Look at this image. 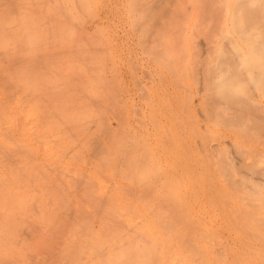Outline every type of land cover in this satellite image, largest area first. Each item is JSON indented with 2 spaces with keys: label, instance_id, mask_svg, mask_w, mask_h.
Segmentation results:
<instances>
[{
  "label": "rangeland",
  "instance_id": "obj_1",
  "mask_svg": "<svg viewBox=\"0 0 264 264\" xmlns=\"http://www.w3.org/2000/svg\"><path fill=\"white\" fill-rule=\"evenodd\" d=\"M15 1L20 4L19 10L9 12L7 18L20 22L26 11L22 4L29 5L33 10V16L31 13L29 18L39 26L31 33V38L35 36L42 41L31 43L28 38H22L18 22H0V36L14 34L19 39H16L17 43L24 41L28 44L13 45V38L2 39L0 43L6 42L10 46L6 49L16 52L15 59L27 58L30 62L23 69L17 65L12 70L0 62V82L3 83L0 87V264H157L156 260L160 264H264V239H261L264 236V206L242 203L239 193L230 189L231 183L222 174L219 163H215L217 160L210 159L213 164L211 177L214 176L216 186L221 187H217L213 194L206 191L205 199L199 185L207 184L208 175L197 154L200 166L196 177L183 173L180 178L188 182L171 180L163 184L160 174L167 169V162L156 161L150 155L142 135L128 128L127 122L123 121L125 118L120 124L113 119L115 114L123 115L128 111L130 123L136 125L137 120H142L137 114L146 109L147 88L153 84L155 94L160 97L170 100L172 95L180 100L172 102L178 112L184 110L185 104L194 109L197 104L194 99L210 100L205 93L199 94L198 82L204 75L199 74L196 67V62L203 57V50H197V44L205 37L200 35L188 43L178 33L186 29L185 24L166 20L170 29L164 36L169 42L167 47L155 49L159 43L163 44L161 36H155L153 43L147 46L149 25L134 36L126 34L123 29L136 30L139 20L145 16L141 10L135 17L127 15L130 5H125L131 2L127 3V0H77L75 16L68 14L71 16L69 22L57 23L51 31L48 24L51 17H58L56 3L60 0ZM175 1L181 2L182 17L188 13L189 5L196 4L195 0ZM67 2L71 4V0ZM106 6H111L110 19H115V24L107 22L106 28L96 31L94 27L101 22L99 15ZM6 26L13 28V32L5 30ZM202 28L201 23L191 25L195 33ZM61 31L64 38H60L64 42L43 46V40L46 44L51 34L58 35ZM79 36H88V40L81 39L82 42ZM69 43L75 45L74 49ZM77 49L79 52L75 54ZM70 50L75 51L74 54ZM151 50L156 56L149 53ZM158 52L165 57L164 60H159ZM83 53L85 55L80 57L93 60L94 65L93 61L89 64L77 57ZM50 55L55 56L53 61L48 60ZM116 55H120L121 62L115 63ZM133 58L138 60L139 67L133 64ZM79 60L83 64H79ZM55 66L62 69L61 76L60 72L56 74ZM200 67L206 68V64ZM113 68L127 70L126 82L120 84L117 79L109 80L110 84L106 82L104 76L113 78ZM49 69H54L53 75L47 72ZM73 71L85 78L90 72L91 80L88 81L89 77L88 82L81 80L87 82L86 85L80 81L84 86L80 89L86 90L88 99L112 97L120 102L127 97L132 103L126 109L106 105L98 109L86 101V108L80 111L86 114L85 125L75 127L72 122L77 115L70 113L69 106L75 104L78 107L74 110L82 109L78 100L83 97L77 88L80 83L72 80ZM91 73L97 78L92 80ZM28 75L37 79H29ZM50 75L53 78L49 81ZM100 75L105 86L101 85ZM13 83L15 87H12ZM48 84L53 86L54 93L45 90ZM125 88L128 94L124 92ZM168 89L174 92L169 94ZM208 89L209 83H204L203 91ZM107 121H112L115 128L111 129L113 141L107 135ZM4 123L8 124V129ZM93 125H97L94 133L82 136V131L88 132L89 126ZM8 132H13L17 139L4 137ZM105 137L109 138L106 144L112 150L93 146L99 138ZM177 140V147L184 157L180 147L182 135H178ZM199 140L209 141L212 148L221 144L214 136L207 139L201 135ZM222 145L225 150H216L213 156L235 153L227 143ZM12 161L15 163L10 165ZM260 165L264 167V161ZM239 178L241 176L236 172L234 180ZM178 190L181 194H177ZM251 202L260 203L258 200ZM210 220L211 223H207ZM218 227L223 228V242L205 236L206 230L213 228L210 230L217 232ZM170 229L179 232L178 239L161 242L173 238ZM145 231L154 233L152 242L136 236V232ZM185 237L196 242H185ZM128 253H134V256Z\"/></svg>",
  "mask_w": 264,
  "mask_h": 264
},
{
  "label": "bare ground",
  "instance_id": "obj_2",
  "mask_svg": "<svg viewBox=\"0 0 264 264\" xmlns=\"http://www.w3.org/2000/svg\"><path fill=\"white\" fill-rule=\"evenodd\" d=\"M195 1V6L189 5L187 9L188 13L185 14V17H182V14L180 12L181 2H176L175 0L171 2L165 0H136L132 5H130V8L127 10L126 14L135 17V15L140 10L145 14L144 18L142 20H139L140 22H138L137 28L139 32H142L148 25L150 26V34L146 37L147 40L145 42L147 46L153 43L155 36H161L160 39H162L163 44L159 43L160 45H158L155 49H158L160 47L166 48L169 44L168 40L164 37L166 34L165 32L170 31L168 25H166L165 23L166 20L174 21L176 24H185L186 29H181L178 31L179 35H181V37L185 39V34L189 30L186 21H191V19L194 20L196 17L195 23H201V27H203L201 30H199V34L207 38L197 44V50H203V57L200 58L198 62H196V67L198 68V73L204 75L202 76L201 81L198 82V91L200 96L204 95L205 93L207 96H210L211 99L206 101L202 97L199 99H194L195 102L197 101L196 107L194 109H192L189 104H185L184 110L182 112H178L175 109V106L172 105V102L174 101V99L176 101L180 100L173 97L172 95V99L170 100L160 97L157 92V94H155V85L153 84V86L147 88L148 104L146 106V109L140 110L139 114H137L138 116H141L143 118L142 120H137V123L135 122L136 125L134 123H130V114L128 113V111H125V114L123 115L120 113L115 114L113 117V119H115L114 122L118 120L117 123L119 122L120 124L122 122L121 119L123 120V118H125V120L123 121L127 122L126 125L128 126V128L134 131L135 134L140 133L142 135L144 144L150 152V155L154 156L156 161L167 162V169H164L163 173L160 174L161 183L168 184V182H171V180H174L175 182H188L180 178L183 173L185 175L189 174L190 177H196L194 175L196 172H198L200 166L199 161L196 160L197 154L198 156H200L201 161L206 166L205 173L207 172L208 175V178L205 179V182L207 184L204 185L200 183L199 185V191L201 193H204V199L207 197L206 191H209L211 194H213L217 190V187H221L216 186L215 182L217 180L213 178L214 176L211 177L213 166V164L210 163L211 159V161L213 162H215V160L218 161L215 163H219L218 165L221 166L222 174L226 176L227 180L231 183L230 189L239 193L242 203H244L243 201H246L247 205L250 206H264V167H261L260 165V163L264 161V36H260V34L254 28H252L255 23L262 22L264 24V0ZM71 4L72 7H70V4H65V7L62 8V12H59L62 14V17L66 23L69 22L68 17H71L68 16V14L72 15L73 17L75 16L74 7L77 5V0H71ZM19 5L20 4H17L16 1L14 2L12 0H0V7L8 6L10 9H12V11H15L19 7ZM173 5L174 8H172ZM82 8L83 7H81V9ZM110 8L111 6H106L102 11V15H100L102 24L105 20L108 21L111 18ZM102 9L103 8H101V10ZM170 14H172V16ZM50 21L52 22V28H56L59 20H57L55 17H51ZM229 27L232 28L234 34L230 33ZM28 28L29 24H19L18 31L22 32V38H24L25 35L27 38L29 37ZM4 29H7V31L9 32H13V28H10L9 26H6ZM100 29L101 28L98 27V30ZM86 30L84 29L82 31ZM62 35V31L58 35L51 34V39L49 38L50 41L48 40V43L46 42L45 44V40H43V46L48 45L50 47V45H59L64 38ZM238 36L241 38L242 42L239 41ZM15 37L16 36H14V34H7L5 37L0 36V42L3 41L2 39L8 40V38H13V45H17L20 47L22 45L28 44L24 41H21V43H17L16 39H18V37ZM41 37L42 36H40L39 38ZM68 38L70 39V36H68ZM86 38H83L81 36L79 39L88 40V36H86ZM91 38L92 40H94V37L91 36ZM90 40L89 42L92 41ZM28 41L31 43H41L42 39H36V37L33 36L32 38H29ZM221 42H223L224 47H221L220 45L217 47V44H221ZM70 44L71 43H69V45ZM72 44H74V42H72ZM70 46H72V49L75 45ZM78 46L79 45L76 44V47L79 49ZM9 47L10 46L6 42H4L3 44L0 43V62L2 61L7 64L6 68H10L11 70L16 68L15 66L17 65L21 66L22 69L25 68V65H28L30 63L29 61H27V58H20L19 60L15 59L14 53L16 52L6 49ZM78 49L76 50V52L72 50L70 51L73 52V54L74 52L76 54L77 52H79ZM21 51H24V49H21ZM91 53L93 52L91 51ZM149 53L156 56L155 51L152 52L151 50L149 51ZM84 55L85 54L83 53L82 55H78L77 57L81 58L80 56L83 57ZM95 55L97 54L95 53ZM54 57L50 55L48 57V60L51 59L53 61ZM157 57H159L160 61L164 60L165 58H163L161 52L157 53ZM133 59V64H136V67H139L138 60L135 58ZM80 60H82L83 62L88 61L87 63H93L94 65V61L90 60L89 58H81ZM114 60L116 63L117 61L121 62L122 59L120 55H116ZM90 61L93 62L91 63ZM83 62L80 61L79 64H83ZM201 64H206V68H201ZM35 67L34 69H36ZM73 67L74 66H71V68L74 70L75 68ZM2 69H5V67H3ZM90 69L91 68L89 67V70ZM36 70H38V68ZM49 70H47V72L53 75L54 69ZM55 70L57 74L62 69H59L55 66ZM112 70L113 75L111 76H113V78H109L106 75L104 76V79L107 83L109 82V80L111 81L114 79H117L116 82L121 81L120 84H123L122 82H126L127 72L124 69L121 68L119 70H115L113 68ZM47 72L45 71L46 74H48ZM73 73L75 72L73 71ZM73 73L71 74L73 78L72 80H76L75 83H80V86H78L77 88L79 89L78 92H82V94L80 95H82L83 97L82 99L78 100V104L79 106L82 105V109L78 108L77 110H74V107H78L75 104L74 107L71 105L69 106L70 113H74L77 115L73 118L74 121L72 122V125H75V127L79 128L82 125H85L84 118L86 117V114L84 112L80 113V111L83 110V108H86V101H89L98 109H102L105 105L120 109H126L130 106V103H132L127 97H123L122 99H120V102L116 98L117 103L116 100L112 97L107 100L100 98L96 100L91 98L88 99L85 96L86 90H81L84 88L82 83L86 85V83L91 80L90 72L88 73L89 79L87 76V78H85L83 77V75H79V73ZM34 74L36 75V73ZM77 74L80 77L76 76ZM92 74V80L93 78L96 79L97 76L94 77V73H91V75ZM52 75H50L48 79L55 77V74L53 77H51ZM61 75L62 73L60 74V76ZM149 75L152 76V73H150ZM1 76L2 75H0V77ZM101 76L102 75H100L101 85L105 86L106 82H102L103 80ZM32 77L34 78L35 76H29L28 78L31 79ZM74 77L79 79L81 77L82 78L79 80ZM82 79H84V82L87 81V79L88 81L84 83L81 81ZM50 80L51 79H49V81ZM110 83L111 82H109V84ZM204 83H209V89L207 91H203ZM27 84H29L30 86V83ZM49 85L51 84H48V89L46 88L45 90L52 94L54 93L53 86ZM74 85L77 86L79 84ZM1 86H3V83L0 82V87ZM15 86V83H13L12 87ZM61 86H63V84ZM126 86V88H128V85ZM80 87L82 89H80ZM55 88L58 89V87ZM126 88L124 89V92H127L128 94L129 91ZM188 91L192 93L191 90ZM48 92H46L45 95H47ZM167 92L171 94L174 91L168 89ZM159 107L161 108L160 111ZM4 125L5 129H8V124L4 123ZM95 126L97 125L89 126L90 129L88 130V132L83 130L82 136H87L94 133ZM105 126H107L109 130L107 135L112 139L111 141H113L114 137L111 129L115 128H113L114 126L112 121H107V123H105ZM138 129L141 130L139 131ZM4 134L6 135L4 137H7L10 140L17 139L16 135L13 132ZM198 134L200 135L199 137ZM178 135H182L183 140L180 147H182L184 157H182V151H180V148H178ZM201 135L206 136L207 139L210 136H214L218 141H221L220 147L212 148L209 145V141L206 142L205 140H199ZM109 138H99L98 143H94L93 146L103 149L106 148V150L108 151L109 149H111V147L106 144ZM224 143H227L229 147L235 150V153L232 152V156L225 155L223 153L217 157L213 156V153L216 150L221 152L225 150V147H223L222 145ZM250 158L251 162H249ZM13 163H15V161L10 162L9 164L12 165ZM236 172L241 176V178L234 180V177H236ZM116 174L120 176L119 172H117ZM253 175L255 177L258 175V177L261 176L262 178H254ZM194 182H196V178H194ZM213 184L216 187H214ZM178 193L181 194V190H178L177 194ZM252 200H258L260 201V203L254 204L251 202ZM216 201H218L217 198ZM207 223H211V220ZM210 229L206 230L207 235L205 234V236L223 242L224 234L221 233V231H223V228L218 227L217 232H214ZM170 231L173 233V238L169 237V239H163L161 240V242H174L176 239H178L179 232L174 229H170ZM136 236L143 237L148 242H152L151 239L153 240V237L155 235L154 233L149 234L147 231H145L136 232ZM185 239V242H196V240H191L188 237H185ZM261 239L263 240L264 236L263 238L261 237ZM234 242H237V240L235 239ZM128 254L129 256H134V253ZM172 255L173 257H176L174 254ZM178 261H180V258L178 259ZM234 261H238V259H235ZM155 262L157 264H160L158 260H156Z\"/></svg>",
  "mask_w": 264,
  "mask_h": 264
},
{
  "label": "crops",
  "instance_id": "obj_3",
  "mask_svg": "<svg viewBox=\"0 0 264 264\" xmlns=\"http://www.w3.org/2000/svg\"><path fill=\"white\" fill-rule=\"evenodd\" d=\"M12 1H15V0H12ZM68 0H60V2L58 1L57 3H56V5H57V8H56V15L58 16V17H55L57 20H59V22L58 23H60V22H65V20L63 19V17H62V14L61 13H59V12H62V8H64L65 7V4H68V2H67ZM131 1V2H130ZM132 1L133 0H127V3L128 2H130V4H127V5H125V6H129V5H132ZM134 1H136V0H134ZM196 2V1H195ZM23 5V9H26V11L24 12V17H23V19L19 22V21H16V20H14V19H8L7 17H8V13L9 14H12V13H15V11H12V9H10L8 6H3V7H0V10H1V13H0V22H2V23H8V22H12V23H22V24H24V25H27V24H29V28H28V39L29 38H31V33L34 31V30H37V29H39V26L38 25H36L35 24V22L31 19V18H29V16H30V14H31V17L33 16V12H32V8L30 9V6L29 5H25V4H22ZM70 7H71V4H70ZM30 10V11H29ZM126 12H127V10H126ZM120 16V15H119ZM99 17H100V15H99ZM100 20H101V18H100ZM119 20H121V19H119ZM114 22V24H115V19H109L108 21L107 20H105L104 21V23L102 24V22H100L99 24H97V25H95V27H94V29L97 31L98 30V27H100V28H102V27H104V28H106V26H105V23H107V22ZM129 21H127V23H128ZM187 22V21H186ZM196 22V17H195V19L194 20H192L191 19V21H188L187 22V24H188V28H189V30H188V32H186V36H185V39H187L188 40V43H190V40L191 39H193V38H196V37H199L200 38V34H199V32L198 33H195L194 31H192L191 30V25H192V23H195ZM49 28H50V30L52 31V22L50 21L49 22ZM36 26V27H35ZM252 28H254L259 34H260V36H264V24L261 22V23H255L253 26H252ZM123 29H125V32H126V34H130V36L131 35H133L134 36V34L136 33V32H139L138 31V28L136 27V30H132L131 28L129 29V27H126V28H123ZM229 31H230V33H233L234 34V31L232 30V28L231 27H229ZM194 35H195V37H194ZM132 36V37H133ZM202 36V35H201ZM25 38H27L26 37V35L24 36ZM33 37V36H32ZM205 37V36H204ZM221 38V37H220ZM50 39H51V35H50ZM204 40L205 39H207L206 37L205 38H203ZM238 39H239V41L240 42H242V40H241V38L238 36ZM199 43V42H198ZM205 43V42H204ZM225 43V42H224ZM206 44V43H205ZM221 46V47H224L223 45V42H221V44L219 43V44H217V47L218 46ZM226 45V44H225ZM123 69V68H122ZM125 70V69H124ZM125 71H127V70H125Z\"/></svg>",
  "mask_w": 264,
  "mask_h": 264
}]
</instances>
